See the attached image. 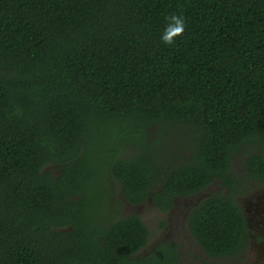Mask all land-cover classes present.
<instances>
[{
  "label": "trees",
  "instance_id": "16d2710c",
  "mask_svg": "<svg viewBox=\"0 0 264 264\" xmlns=\"http://www.w3.org/2000/svg\"><path fill=\"white\" fill-rule=\"evenodd\" d=\"M171 14L185 30L166 45ZM171 127L189 137L168 162ZM235 157L264 177V0H0V264H182L174 242L141 255L150 231L122 200L166 213L216 181L227 196L189 230L233 256Z\"/></svg>",
  "mask_w": 264,
  "mask_h": 264
},
{
  "label": "flooded vegetation",
  "instance_id": "af4514ba",
  "mask_svg": "<svg viewBox=\"0 0 264 264\" xmlns=\"http://www.w3.org/2000/svg\"><path fill=\"white\" fill-rule=\"evenodd\" d=\"M231 166V173L235 177V184L232 186L231 195L239 206L246 224L247 245L239 253L223 258L208 257L201 247L197 245L199 250L211 259L213 263L216 262V264H264V177H251L247 173L246 159L242 160L235 157ZM220 194L227 196L228 189L224 188L220 181H216L198 194L185 199H175V201H188L197 198L196 201L186 204L183 219L186 221L188 229L192 210L202 201Z\"/></svg>",
  "mask_w": 264,
  "mask_h": 264
},
{
  "label": "rangeland",
  "instance_id": "374dc122",
  "mask_svg": "<svg viewBox=\"0 0 264 264\" xmlns=\"http://www.w3.org/2000/svg\"><path fill=\"white\" fill-rule=\"evenodd\" d=\"M152 131L155 135L159 133L158 129H153ZM168 131L170 137L164 140L170 152H166L165 157L169 159L168 162L178 161L180 156L178 154H181V148L187 145L189 135L184 129L178 127H171ZM49 170L55 175L60 174V170L56 166H50ZM196 200L197 198L188 201H175V206L172 210L164 213L157 208L152 200H149L143 205L134 206L123 199L121 208L122 215L124 217L131 215L139 216L150 231L148 248L142 251L141 255L146 254L157 243L168 241L178 245L182 264H216V262L213 263L211 259L199 250L197 243L189 232L186 221L183 219L186 204H190V202Z\"/></svg>",
  "mask_w": 264,
  "mask_h": 264
},
{
  "label": "clouds",
  "instance_id": "9594fccd",
  "mask_svg": "<svg viewBox=\"0 0 264 264\" xmlns=\"http://www.w3.org/2000/svg\"><path fill=\"white\" fill-rule=\"evenodd\" d=\"M185 30V19L183 16L171 14L166 17V27L161 35L163 43L172 45Z\"/></svg>",
  "mask_w": 264,
  "mask_h": 264
}]
</instances>
